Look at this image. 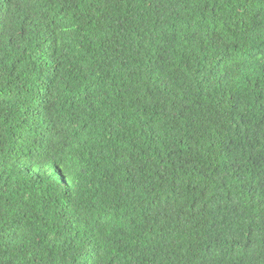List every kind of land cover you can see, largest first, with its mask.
<instances>
[{"label":"trees","instance_id":"trees-1","mask_svg":"<svg viewBox=\"0 0 264 264\" xmlns=\"http://www.w3.org/2000/svg\"><path fill=\"white\" fill-rule=\"evenodd\" d=\"M0 264H264V0H0Z\"/></svg>","mask_w":264,"mask_h":264}]
</instances>
